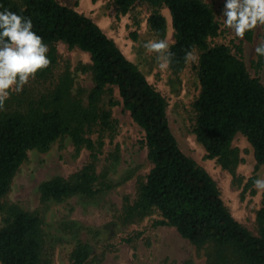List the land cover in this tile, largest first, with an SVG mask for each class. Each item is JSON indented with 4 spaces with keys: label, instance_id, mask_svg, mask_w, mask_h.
<instances>
[{
    "label": "trees",
    "instance_id": "obj_1",
    "mask_svg": "<svg viewBox=\"0 0 264 264\" xmlns=\"http://www.w3.org/2000/svg\"><path fill=\"white\" fill-rule=\"evenodd\" d=\"M127 13L137 1L154 9L148 24L159 39L167 34L171 14L175 40L169 68L180 74L190 56L199 52L197 75L200 93L193 102L196 112L192 131L204 145L208 157L234 172L240 161L233 139L244 134L254 149L258 166H264V82L251 75L245 61L225 43L210 44L220 25L213 7L204 0H113ZM0 5L32 18L34 31L48 45L50 63L32 78L33 85L12 92L0 109V261L3 264H50L45 253L43 217L7 201L17 172L29 151H48L54 142L70 137L76 152L90 150V160L68 178L56 176L40 186L41 200H64L74 195L94 198L114 187L109 169L99 173L97 163L104 141L91 135L111 128L112 112L103 98L118 88L123 105L143 129L148 158L153 166L140 181L135 200L128 197L121 223L157 212L154 226L175 227L197 247L207 248L204 264H264V202L257 212L258 234L234 217L226 206L211 174L180 147L167 114L166 97L130 60L91 17L58 0H0ZM251 39V31L246 32ZM78 47L91 55L93 86L74 91L75 77L69 67L56 71L57 43ZM264 57L258 55L260 66ZM39 84L43 88H39ZM99 127V129H97ZM99 131V132H100ZM119 159V148L111 154ZM255 176L251 178L254 181ZM120 223V224H121ZM120 224L105 227L67 223L71 233V264H90L95 245ZM134 235L121 239L133 241ZM134 236V237H133ZM184 264H198L188 259Z\"/></svg>",
    "mask_w": 264,
    "mask_h": 264
},
{
    "label": "rangeland",
    "instance_id": "obj_2",
    "mask_svg": "<svg viewBox=\"0 0 264 264\" xmlns=\"http://www.w3.org/2000/svg\"><path fill=\"white\" fill-rule=\"evenodd\" d=\"M71 6L95 20L106 34L112 38L124 54L146 74L148 80L166 97L167 114L170 127L182 150L211 174L217 182L221 196L231 213L254 234H258L257 212L264 202V191L253 186L251 178L264 177V166H258L254 149L247 137L238 133L233 146L238 150L240 161L234 172L223 168L217 158L208 157L204 145L192 131L196 118L193 102L200 93L197 75L199 52H194L186 68L175 74L167 65L160 67L157 53L148 51L144 43L159 39L148 24L153 7L137 1L127 13L120 12L113 0H58ZM210 4L219 22V35L210 38V44L225 43L233 53L241 57L253 76L264 82V62L257 64L258 54L255 46L264 42V26L251 30V39L245 33L243 38L234 36L223 24L220 16L223 0H204ZM167 19L166 39L168 45L175 40L171 14L167 7L159 8ZM58 63L56 71L69 67L75 77L74 91L93 86L90 65L91 55L78 47H69L65 42L57 43ZM32 78L27 85L32 84ZM39 88H43L39 84ZM103 98V105L112 112L111 128L92 133L94 139L99 135L104 141L102 153L97 163L99 173L109 169V178L114 187L94 198L74 195L64 200H41L40 186L43 181L56 176L70 177L90 160V150L83 148L76 152L70 137L59 139L48 151L30 150L28 158L17 172L7 201L17 203L22 208L38 212L44 220L46 233L45 253L50 264H71V233L65 228L67 223L78 226L105 227L121 223L120 216L126 197L133 201L137 197L140 181H145L153 164L148 158L143 129L133 120L131 113L123 105L118 88ZM99 129V127H97ZM100 131V132H99ZM119 148V159L114 161L111 154ZM160 218L159 213L136 218L120 224L117 230L104 236L95 245L90 264H184L188 259L198 264L207 261V248L197 247L183 237L173 226H154L153 221ZM1 220V213H0ZM142 234L126 242L121 238ZM0 264H3L0 261Z\"/></svg>",
    "mask_w": 264,
    "mask_h": 264
},
{
    "label": "clouds",
    "instance_id": "obj_3",
    "mask_svg": "<svg viewBox=\"0 0 264 264\" xmlns=\"http://www.w3.org/2000/svg\"><path fill=\"white\" fill-rule=\"evenodd\" d=\"M220 16L234 36L243 38L258 25L264 26V0H223ZM144 47L158 54L161 68L170 63L166 39L148 40ZM48 51L31 17L0 5V109L12 92L23 91L30 78L49 65ZM255 53L264 57V42L255 46ZM253 186L264 191V177L255 178Z\"/></svg>",
    "mask_w": 264,
    "mask_h": 264
}]
</instances>
